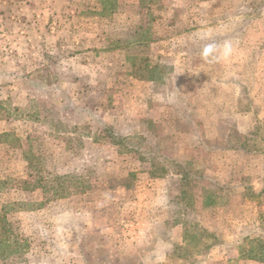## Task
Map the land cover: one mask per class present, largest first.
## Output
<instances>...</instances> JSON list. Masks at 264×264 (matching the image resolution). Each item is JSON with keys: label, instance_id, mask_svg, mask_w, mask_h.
Segmentation results:
<instances>
[{"label": "rangeland", "instance_id": "rangeland-1", "mask_svg": "<svg viewBox=\"0 0 264 264\" xmlns=\"http://www.w3.org/2000/svg\"><path fill=\"white\" fill-rule=\"evenodd\" d=\"M245 238L264 0H0V264H236Z\"/></svg>", "mask_w": 264, "mask_h": 264}, {"label": "trees", "instance_id": "trees-1", "mask_svg": "<svg viewBox=\"0 0 264 264\" xmlns=\"http://www.w3.org/2000/svg\"><path fill=\"white\" fill-rule=\"evenodd\" d=\"M104 7V11H105ZM218 197L213 193H206L204 195V208L211 209L217 204ZM264 242L259 239L245 238L240 245L237 246L238 260H251L264 262Z\"/></svg>", "mask_w": 264, "mask_h": 264}, {"label": "clouds", "instance_id": "clouds-1", "mask_svg": "<svg viewBox=\"0 0 264 264\" xmlns=\"http://www.w3.org/2000/svg\"><path fill=\"white\" fill-rule=\"evenodd\" d=\"M233 53V44L231 41H225L223 44L215 42L206 43L201 49V56L209 63H216L227 60Z\"/></svg>", "mask_w": 264, "mask_h": 264}, {"label": "crops", "instance_id": "crops-1", "mask_svg": "<svg viewBox=\"0 0 264 264\" xmlns=\"http://www.w3.org/2000/svg\"><path fill=\"white\" fill-rule=\"evenodd\" d=\"M205 209H208V208H205ZM244 240V239H243ZM242 240V241H243ZM235 253H236V255H234V257L236 256V258H237V256H238V253H237V249L235 250ZM233 257V256H232ZM233 257V258H234ZM228 260V259H227ZM230 262H232V261H230ZM236 264H264V262H259V261H251V260H241V261H238Z\"/></svg>", "mask_w": 264, "mask_h": 264}]
</instances>
